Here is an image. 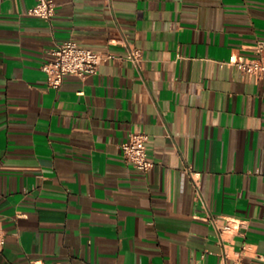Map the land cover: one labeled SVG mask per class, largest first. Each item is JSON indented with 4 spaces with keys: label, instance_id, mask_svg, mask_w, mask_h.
Masks as SVG:
<instances>
[{
    "label": "crops",
    "instance_id": "obj_1",
    "mask_svg": "<svg viewBox=\"0 0 264 264\" xmlns=\"http://www.w3.org/2000/svg\"><path fill=\"white\" fill-rule=\"evenodd\" d=\"M55 2L47 20L0 0V264H222L245 243L264 264V79L228 63L264 40V0ZM69 40L114 57L51 87ZM209 214L250 221L246 239Z\"/></svg>",
    "mask_w": 264,
    "mask_h": 264
},
{
    "label": "built area",
    "instance_id": "obj_2",
    "mask_svg": "<svg viewBox=\"0 0 264 264\" xmlns=\"http://www.w3.org/2000/svg\"><path fill=\"white\" fill-rule=\"evenodd\" d=\"M56 10L55 0H37L36 5L28 10V14L51 20L55 16ZM111 57H114V55L97 53L74 40H69L52 51V57L43 64V70L47 74L50 86L60 88L67 76L87 78L90 75L97 74L100 65ZM128 59L136 67H139L144 59L143 50L137 47L131 48ZM228 63L235 65L241 72L250 77L264 79V40H258L254 56L232 58ZM150 138V134L146 132H132L129 139L123 144V151L127 160L145 172H149L155 166V162L150 158L148 152ZM189 172L196 186L199 187L195 172L191 168H189ZM204 219L215 226L222 240L226 234L239 235L246 239L251 229L250 221L244 219L222 221L219 216L213 214L207 215ZM5 237V230L0 219V247L4 245ZM250 250L249 245L245 243L241 248L235 249L232 254L224 245L222 264H254L245 260ZM256 258L264 262L263 254L257 253Z\"/></svg>",
    "mask_w": 264,
    "mask_h": 264
}]
</instances>
